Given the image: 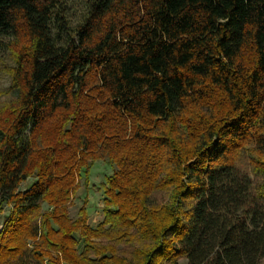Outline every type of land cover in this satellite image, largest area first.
Segmentation results:
<instances>
[{
  "label": "trees",
  "instance_id": "16d2710c",
  "mask_svg": "<svg viewBox=\"0 0 264 264\" xmlns=\"http://www.w3.org/2000/svg\"><path fill=\"white\" fill-rule=\"evenodd\" d=\"M65 8L0 0V264H264V0Z\"/></svg>",
  "mask_w": 264,
  "mask_h": 264
},
{
  "label": "rangeland",
  "instance_id": "374dc122",
  "mask_svg": "<svg viewBox=\"0 0 264 264\" xmlns=\"http://www.w3.org/2000/svg\"><path fill=\"white\" fill-rule=\"evenodd\" d=\"M66 8V16L70 26L74 27L76 23L81 20L88 3V0H63ZM0 54V91H4L9 85V77L5 73L3 65L8 66L10 61L8 60V53L2 52ZM2 55V56H1ZM5 94V93H3ZM1 97H5L1 95ZM112 165L108 164L105 160H97L92 165L90 172L87 177L83 174L79 178V184L72 196L71 204L69 205V213L72 217L77 216L78 209L82 206H86L87 218L86 221L91 226H96L103 219V197H104V186L106 185V178L112 172ZM34 178H28L21 184V188H27ZM159 198L163 199L167 195L166 193H159ZM8 206L0 213V228H1V217L4 212H7ZM123 247L127 253L131 252V245L125 244Z\"/></svg>",
  "mask_w": 264,
  "mask_h": 264
}]
</instances>
